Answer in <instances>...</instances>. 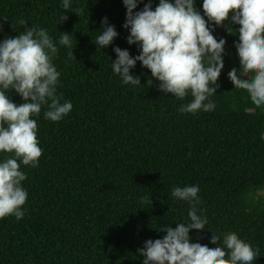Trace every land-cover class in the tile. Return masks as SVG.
Listing matches in <instances>:
<instances>
[{
	"label": "trees",
	"instance_id": "1",
	"mask_svg": "<svg viewBox=\"0 0 264 264\" xmlns=\"http://www.w3.org/2000/svg\"><path fill=\"white\" fill-rule=\"evenodd\" d=\"M195 7L203 15L202 0ZM104 17L118 36L100 49ZM125 17L122 0H72L66 12L61 0H0V40L31 26L54 42L67 32L75 57L58 45L57 94L73 108L58 122L44 118L46 107L33 117L43 153L37 167L21 165L24 217L0 219V264H142L145 240L189 219L190 205L171 192L190 185H199L198 214L208 219L206 229L189 231L192 242L222 246L209 232H235L258 250L254 264H264V108L227 75L240 68L233 44L240 25L226 20L215 28L217 40H226L220 87L209 98L216 107L191 114L179 112L191 95L162 93L139 61L130 70L138 86L113 73L114 47L140 51L127 42ZM10 99L23 103L14 89Z\"/></svg>",
	"mask_w": 264,
	"mask_h": 264
},
{
	"label": "clouds",
	"instance_id": "2",
	"mask_svg": "<svg viewBox=\"0 0 264 264\" xmlns=\"http://www.w3.org/2000/svg\"><path fill=\"white\" fill-rule=\"evenodd\" d=\"M122 2L126 8L122 27L129 32L127 42L140 49L132 56L127 49L113 48L116 59L111 68L123 84H141L140 77L130 71L139 61L160 82L162 93L179 100L191 95L193 99L181 105L180 113L213 111L216 104L209 98L220 87L218 78L224 67L226 44L213 32L227 20L240 25L235 30L239 40L233 42L240 68H232L228 78L235 89L246 90L257 108H264V0H202L203 15L195 7V0H159L154 10L152 0H148L138 11L133 10L142 0ZM61 5L65 12L71 10L72 0H61ZM66 18L64 14L61 20ZM101 23L105 27L95 41L100 49L118 36L107 17ZM20 24L24 25L25 20ZM2 27L0 23V30ZM58 45L70 49L69 58H75L67 32L54 42L46 29L31 26L17 36L0 40V154H5L0 159V219L14 216L21 220L25 215L28 192L22 182L27 173L21 165L37 167L43 153L33 117L46 107L44 118L58 122L72 111V102H61L63 97L57 94L61 73L53 60ZM13 89L23 103L10 99ZM199 191V185L173 188L172 197L190 205L189 219L175 228L162 227L160 230L166 231L162 238L145 240L138 249L142 264H254L258 250L235 232H209L210 240H222V246L192 242L189 231L206 229L208 223L206 216L198 214Z\"/></svg>",
	"mask_w": 264,
	"mask_h": 264
}]
</instances>
